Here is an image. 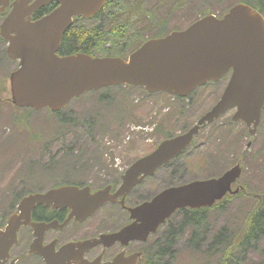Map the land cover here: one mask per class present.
Masks as SVG:
<instances>
[{
	"label": "water",
	"instance_id": "obj_1",
	"mask_svg": "<svg viewBox=\"0 0 264 264\" xmlns=\"http://www.w3.org/2000/svg\"><path fill=\"white\" fill-rule=\"evenodd\" d=\"M57 2L50 14L34 21L38 10ZM107 0H0V15L9 14L0 31L9 40L8 54L19 60V68L10 77V102L15 108L64 109L85 93L116 86L144 87L148 92L186 97L198 87L217 82L232 72L231 81L215 107L186 133L164 141L151 155L137 161L123 176V186L111 195L109 189L92 197L77 188L52 190L46 195H30L0 229V264H8L12 248L18 243L23 227L32 225V213L38 205L71 207L72 215L87 217L102 205L123 197L134 186L189 148L201 130L217 120L230 107H237L236 121L254 122L255 128L264 106V18L251 6L240 3L223 17L208 15L189 29L147 41L128 59L93 57L76 53L59 56L62 41L75 17L91 18ZM6 34H9L7 36ZM12 35V36H10ZM249 134L252 136L253 131ZM237 163L221 177L173 186L137 207L128 208L132 223L115 234L104 235L94 242L72 243L59 250L43 247L39 236L30 254H39L45 264H137L139 255H118L103 262V255L87 260L85 251L96 244L106 247L117 242L146 241L178 210L213 207L225 196L237 195L241 188L233 185L242 177ZM36 232L39 225H33Z\"/></svg>",
	"mask_w": 264,
	"mask_h": 264
},
{
	"label": "rangeland",
	"instance_id": "obj_2",
	"mask_svg": "<svg viewBox=\"0 0 264 264\" xmlns=\"http://www.w3.org/2000/svg\"><path fill=\"white\" fill-rule=\"evenodd\" d=\"M137 1L124 0L122 12H127L120 16L125 18L114 27V34L107 36L105 45L91 49L95 54L127 56L149 38L189 27L208 7L220 16L226 8L239 2V0L212 2L143 0L141 6L142 0ZM129 2L132 3L131 6ZM177 2L180 8L177 7ZM154 5L155 8L150 11ZM86 37L89 35L83 36ZM124 37H127L126 40ZM10 69L11 65L0 63V93L9 91L10 83L7 76ZM223 82L225 81L219 82L218 85L205 86L186 99L165 94H149L144 89L124 87L90 92L73 100L65 109V119L63 117L57 119L54 113L42 110L36 113L37 116L31 123L35 126L31 133L29 131L25 133L24 122L23 125L21 123L15 125L19 135L14 141H24L25 146H30L35 141H45L53 137L52 141L56 140L62 150H72L75 156L96 164L107 163L109 166L117 164L119 160V167L124 168L130 165L132 160L150 154L166 137L179 135L193 127L219 100ZM12 118L16 119L15 114L8 108L0 120V131L2 135L7 134L6 138L0 139V143L6 141L5 146L11 142L9 123ZM58 122L67 131L62 137L59 136L58 129H55ZM106 127L109 128L104 131ZM69 131L73 132L68 133ZM125 140L130 142L127 144ZM249 140L244 126L232 124L229 119L221 118L203 130L196 138L194 146L197 148L190 149L183 160L177 162L182 163V168L177 169L176 176L169 172L167 175L164 171L161 173L159 187L156 185L159 179L150 180L134 194L135 198L143 202L170 185L221 176L239 162L244 167L242 182L253 196H238L224 202L221 207L206 212L199 231L201 243L196 248H192V245L193 236L198 233V228L188 227L186 230V219L174 218L171 226L165 228L160 235L162 250L167 241H171L172 244L158 264H203L200 252L207 254L211 245L215 244V237L225 235L223 231L226 228L230 230L229 235L235 236L240 242L244 241L250 218L261 212L259 199L262 198L264 202V162H261L259 157V154L262 156L264 153V138L258 149L254 146L251 149L247 148ZM116 143L124 144L120 151L112 150L114 146H118ZM11 151L17 152L12 149L4 151L0 147V225L3 223L2 218L5 221L18 204L20 198L15 194H21L23 191L21 189L13 194L11 190L13 184L31 169V160L36 159L35 154L26 151L18 154H12ZM19 155L23 158L18 159ZM9 157L15 159L10 162ZM21 160L24 161L17 164ZM109 214L113 215V212L110 210ZM263 251L264 237H261L252 247L249 246L244 256L247 264H264ZM25 264L36 262L34 259L26 260Z\"/></svg>",
	"mask_w": 264,
	"mask_h": 264
},
{
	"label": "flooded vegetation",
	"instance_id": "obj_3",
	"mask_svg": "<svg viewBox=\"0 0 264 264\" xmlns=\"http://www.w3.org/2000/svg\"><path fill=\"white\" fill-rule=\"evenodd\" d=\"M137 2H140V0ZM141 3L142 6L144 1L142 0ZM131 4L132 3L129 2V6H131ZM123 5L124 0H109L108 4L97 15L91 18L77 17L74 20L73 25L67 30L65 34V36L69 35L68 42L64 36L66 49L75 45L76 48H89L86 51L87 53H90L92 48L105 45L107 42V36H109L111 33L114 34V27L118 26L117 24H119L125 18H121L120 16V14L125 15L124 13L127 12H122ZM155 6L156 5H154L152 9H154ZM56 7V3L51 4L48 7V9H51L49 12L54 10ZM47 14L41 13L39 16L36 15L34 21L43 18ZM6 16V13L4 15H0V28L3 26ZM85 34L89 35V37L83 38ZM6 35L9 36V34ZM126 38L127 37H124L125 40ZM63 42L64 40L62 41L61 48L64 47ZM9 45V40L5 39L0 31V63L2 65H11L9 75L7 76L8 83H10L11 74L19 67V61L14 60L8 54L7 50ZM141 45L138 48H140ZM61 48L58 51L59 56L71 55H64ZM228 83L229 78L223 82L222 95L227 88ZM0 95V114H2L7 110L5 106L12 107V103L10 102V97H7L8 93H4L3 95L0 93ZM65 111L66 110L63 109L57 112H49L51 114L54 113L53 115H55L57 119L62 117L65 119ZM13 112L16 118L15 123L23 124L24 122L27 127V132L29 131L31 133L30 129L35 127L34 125H31V123L37 114L23 109H13ZM236 112L237 109H229L222 119H229L232 124L238 123L241 126H244L247 130V133L249 131H253L254 134L253 137L250 138V145L248 144V147L252 148L254 146L256 149H258L264 138V107L257 129H254L253 125L249 127L243 122L234 121ZM59 122L55 126V129H58V134L62 137L67 131L63 129V125L59 124ZM108 128L106 127V130L104 131H107ZM70 132L72 133L73 131H69L68 133ZM12 135L18 136L19 131H13ZM0 137L4 138L2 132H0ZM52 140L53 137L52 139L45 141H35L30 146H25L24 141L14 143V147L12 148L15 149V151H26L29 154H35L36 159L31 160L32 167L29 169V173L23 175V177L17 181V184H13V188H11V190H13V194L16 191L23 189L21 194H16L23 198L24 196L33 193H46L53 189H59L68 186H75L79 189L89 190L91 194H94L95 192L103 190L107 187H111L110 191L114 194L122 185L123 176L128 171V169L136 161L143 158L141 157L132 160V163L124 168L119 167L120 162L117 159V164H112L110 166L107 163L96 164L82 157L73 155L72 150H62L61 147L57 145L56 140ZM124 142L128 144L130 141L125 140ZM1 143H3V141ZM116 144H118V146H114L112 150L114 149L120 151L121 147L124 146V144L121 143ZM195 148H197V146H195ZM18 157V159L23 158L21 155ZM259 157L261 158V162H264V153L262 156L259 154ZM11 158L12 160L15 159V157ZM177 160L160 167L154 177H148L143 181V183L136 186L128 195L126 205L129 207H135L139 205L141 201L139 198H135L134 194L142 188V185H144L146 182H149L150 180L159 179L156 181L157 185L160 182L162 171L176 174L178 172L177 169L182 168V163H177ZM39 164H41V166H39ZM240 184L244 185L246 188V192L241 196H253L247 192V187L245 184L242 182ZM259 200L262 203L263 199L260 198ZM16 210L17 206L13 213H15ZM110 210L113 212V215L109 214ZM70 212L71 210L69 208L58 209L44 205H39L34 210L33 220L35 223L54 224V227L46 230L43 233L42 243L44 247L60 249L69 243L97 240L105 234L119 232L132 222L130 214L123 209L120 203L107 204L103 206L95 215L87 218L83 222H79L76 216L67 222ZM206 212H208V210H180L173 218L182 220L185 219L186 215H194L195 213L205 214ZM170 226L171 222L169 221L165 228ZM163 230L164 229L158 230L159 232L157 231V233L150 235L146 241L135 240L129 242L126 245L117 242L109 247H106V245L102 243L98 244L85 253V258L93 261L103 255V261L109 262L113 261L120 254H125L126 256L142 254V256L138 257V264H152L153 261L156 260L155 258H157V256L160 254V251L163 252L161 249V238L159 236ZM34 241V230L31 227L23 228L20 233L19 243L13 248L10 263L25 264L26 260L34 259L36 264H44V260L40 255L30 254Z\"/></svg>",
	"mask_w": 264,
	"mask_h": 264
},
{
	"label": "trees",
	"instance_id": "obj_4",
	"mask_svg": "<svg viewBox=\"0 0 264 264\" xmlns=\"http://www.w3.org/2000/svg\"><path fill=\"white\" fill-rule=\"evenodd\" d=\"M208 1L212 2L215 0H208ZM216 1H219V0H216ZM239 2L250 5L256 10H258L259 12H261L262 14H264V0H239ZM233 5L234 4L226 8L224 13L227 12ZM177 7L180 8L179 2H177ZM50 10L51 9H48V8L40 10L37 15L39 16L41 15V13L47 14L49 13ZM212 13L213 11L210 10L208 7L204 14L210 15ZM68 37L69 35L65 36L67 42H68ZM65 38L63 42L64 47L61 48V50H63L62 52L64 55L81 52V51L87 52L86 50L89 49V48H76L75 45H73L71 48L66 49ZM90 54H92V52ZM171 175L176 176L177 174H171ZM260 211H261L260 213H257L253 217L250 218L249 229L244 234L243 242H240L239 239L236 238L235 236L229 235L230 230L228 228H226L223 231L225 235H221L219 238L215 237V244L214 243L213 244L211 243L212 245L210 244L211 247L206 252L207 254L200 252L202 256V260H204L203 264L205 262L207 264H247L244 256L246 252L248 251L249 246L252 247L254 243L258 242V240L261 237H264V202L261 205ZM202 215H204V213H199V214L195 213L194 215L185 216L186 230L188 229V227L189 228L193 227L194 229L198 228L197 230L198 233L193 236L194 241H193L192 248H196L201 243V237H200L199 231L201 230V225H202L201 222L202 220L205 219V215L204 216ZM3 225L4 223H2L0 227H2ZM171 244H172L171 241H167L165 243V247L162 250L163 252L160 251V254L157 256V258H155L156 260L155 261L152 260L153 261L152 264H158V261L159 262L162 261L164 254L168 252ZM262 254L264 255V251L262 252ZM205 257H207V259H205Z\"/></svg>",
	"mask_w": 264,
	"mask_h": 264
}]
</instances>
